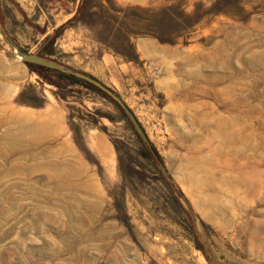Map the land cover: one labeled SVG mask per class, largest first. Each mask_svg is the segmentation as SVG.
I'll return each mask as SVG.
<instances>
[{"label": "rangeland", "instance_id": "1", "mask_svg": "<svg viewBox=\"0 0 264 264\" xmlns=\"http://www.w3.org/2000/svg\"><path fill=\"white\" fill-rule=\"evenodd\" d=\"M0 264H264V0H0Z\"/></svg>", "mask_w": 264, "mask_h": 264}, {"label": "water", "instance_id": "2", "mask_svg": "<svg viewBox=\"0 0 264 264\" xmlns=\"http://www.w3.org/2000/svg\"><path fill=\"white\" fill-rule=\"evenodd\" d=\"M3 39L7 42L8 46L10 48L16 47V45L7 39L6 37L3 36ZM18 49V48H17ZM17 55L21 57L23 61H28V62H33L37 64H41L50 68H54L57 70H60L65 73L73 74L74 76L84 79L96 87L100 88L104 93H106L124 112V114L128 117L130 122L132 123L134 129L140 136L141 140L144 142V144L147 146L148 150L150 151L151 155L157 160L159 165L161 166V170L164 174H166V169L162 163V160L158 156L157 152L155 151L153 144L149 140L145 130L143 129L140 121L137 119L133 111L130 109V107L123 101V99L116 93L114 90H112L109 86H107L105 83L97 79L96 77L82 72L80 70L73 69L71 67H67L61 64H58L46 57H43L41 55L29 53L25 50L18 49L17 50Z\"/></svg>", "mask_w": 264, "mask_h": 264}, {"label": "trees", "instance_id": "3", "mask_svg": "<svg viewBox=\"0 0 264 264\" xmlns=\"http://www.w3.org/2000/svg\"><path fill=\"white\" fill-rule=\"evenodd\" d=\"M108 2H111V0H107ZM58 33L56 32L48 41V43L43 47V52L45 51V54H51L52 53V44L56 38ZM161 39V38H160ZM162 40V39H161ZM25 64L29 67L30 70L35 71L39 76H41L45 81L51 83V84H58L54 80H52L49 76V74H55L58 76L61 80L68 81L70 84H81L84 85L85 87H88L90 89L96 90L97 92L101 93L103 96L110 98L106 93H104L100 88L96 87L92 83L78 78L74 76L73 74L65 73L60 70L50 68L41 64L33 63V62H28L25 61ZM111 99V98H110ZM112 100V99H111ZM154 147V146H153ZM155 149V147H154ZM156 151V149H155Z\"/></svg>", "mask_w": 264, "mask_h": 264}, {"label": "bare ground", "instance_id": "4", "mask_svg": "<svg viewBox=\"0 0 264 264\" xmlns=\"http://www.w3.org/2000/svg\"><path fill=\"white\" fill-rule=\"evenodd\" d=\"M12 49L15 51V53H17V48L16 47H13ZM19 58H21V57L19 56Z\"/></svg>", "mask_w": 264, "mask_h": 264}]
</instances>
